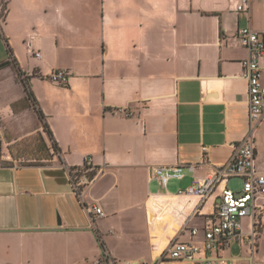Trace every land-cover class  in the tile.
I'll return each mask as SVG.
<instances>
[{
	"label": "crops",
	"instance_id": "obj_1",
	"mask_svg": "<svg viewBox=\"0 0 264 264\" xmlns=\"http://www.w3.org/2000/svg\"><path fill=\"white\" fill-rule=\"evenodd\" d=\"M238 2L0 0V64L9 62L8 46L59 148L44 164H19L0 152V264H151L175 238L201 244V232L192 237L182 228L204 226L217 193L190 217L197 200L178 191L225 163L248 131L240 64L247 52L236 34L245 27L264 33V0H253L248 13L235 11ZM57 69L67 70V85L49 81ZM25 113L41 131L7 64L0 68V144L11 143L6 133L28 134ZM255 144L264 173V122ZM86 158L99 174L83 200L102 209L100 218L69 183L68 169ZM191 164L193 172L168 182L173 191L149 174L150 166ZM221 256L264 264V233L254 254L233 243Z\"/></svg>",
	"mask_w": 264,
	"mask_h": 264
},
{
	"label": "built area",
	"instance_id": "obj_2",
	"mask_svg": "<svg viewBox=\"0 0 264 264\" xmlns=\"http://www.w3.org/2000/svg\"><path fill=\"white\" fill-rule=\"evenodd\" d=\"M253 0H239L237 13H248ZM240 46L247 52L242 59V76L248 85V131L237 143L232 144V154L223 164L215 166L204 178H193L185 190L178 194L197 200L190 217L199 214L198 209L217 193L218 202L212 216L204 226H189L187 230L192 237L202 233L201 244L173 239L166 250L151 264H237L233 259L221 256L233 243L244 244L254 254L258 241L264 233V173L256 164L255 132L264 122V33L249 27L241 28L236 34ZM39 57V53H35ZM48 79L51 83L65 86L69 75L67 70H54ZM207 148L202 147L205 159ZM196 165H155L149 167L150 177L157 180L165 189L170 180H180L185 172H193ZM69 183L73 195L79 204L93 217L104 216L102 209L93 204L87 205L83 200L85 187L89 186L99 174L86 158L82 166L69 168ZM231 179L242 181L241 189L234 191L227 184ZM190 202V201H189ZM182 214V210L178 211ZM249 219V230H242V220ZM93 264H101L97 261ZM105 264V263H104ZM106 264H145L142 261H109Z\"/></svg>",
	"mask_w": 264,
	"mask_h": 264
},
{
	"label": "rangeland",
	"instance_id": "obj_3",
	"mask_svg": "<svg viewBox=\"0 0 264 264\" xmlns=\"http://www.w3.org/2000/svg\"><path fill=\"white\" fill-rule=\"evenodd\" d=\"M19 106L21 109H23L25 103L21 102ZM22 116L29 123L27 132L28 134H25L24 137L22 135L18 137L11 136L9 134L7 135L6 133L5 140L11 143L8 145V147H5V143L3 141H1L0 144V152H3L4 150V153H7L8 150L11 155L14 156L13 160L18 162L19 164H25L28 163L30 160L42 158L43 155L41 138L40 135H38L39 133H36V131H34L35 128L33 125L35 123L33 122L32 114L25 113ZM44 163H47V161L43 162V164ZM227 186L234 191H238L241 189L242 181L240 179H231L228 182ZM155 189L156 187L152 188V190ZM168 190L173 191L171 182L168 184ZM242 230L244 232H247L249 230L248 218L242 220Z\"/></svg>",
	"mask_w": 264,
	"mask_h": 264
},
{
	"label": "trees",
	"instance_id": "obj_4",
	"mask_svg": "<svg viewBox=\"0 0 264 264\" xmlns=\"http://www.w3.org/2000/svg\"><path fill=\"white\" fill-rule=\"evenodd\" d=\"M4 15H5L4 14V9L0 10V19L1 20L4 19V17H5ZM7 55L9 57V62L0 64V68L5 66V65H7V64H11L13 66L19 81L23 85V89L25 91L26 98L31 103V106L34 109V111H35V113L37 115V118H38V120L41 123V131H36V133H39L38 135H40V138H41L43 155H42V158H36V159L30 160L28 163L29 164H43V162H45V161H50L51 160V156L53 154H58L59 153V148H58L57 144L55 143V141L53 139V136L51 134V131H50L49 127L44 122L43 114L37 108V103L35 101V98H34L32 92H31V89H30V86H29V83H28V77L25 76L21 72V70L19 69V67L15 63L12 51H11V49L8 46H7ZM43 135H45V137L50 141V147L47 146ZM50 150H52V153L50 152ZM12 158H14V156H12Z\"/></svg>",
	"mask_w": 264,
	"mask_h": 264
}]
</instances>
